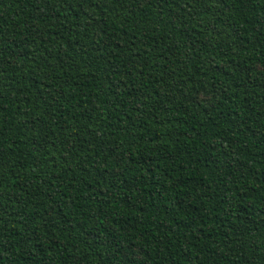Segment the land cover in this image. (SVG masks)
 Listing matches in <instances>:
<instances>
[{
  "label": "trees",
  "instance_id": "trees-1",
  "mask_svg": "<svg viewBox=\"0 0 264 264\" xmlns=\"http://www.w3.org/2000/svg\"><path fill=\"white\" fill-rule=\"evenodd\" d=\"M0 264H264V0H0Z\"/></svg>",
  "mask_w": 264,
  "mask_h": 264
}]
</instances>
